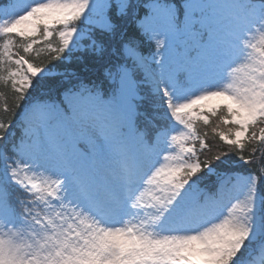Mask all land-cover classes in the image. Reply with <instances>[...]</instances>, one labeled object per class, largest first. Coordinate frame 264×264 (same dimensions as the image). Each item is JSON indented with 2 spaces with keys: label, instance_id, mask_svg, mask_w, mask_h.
Listing matches in <instances>:
<instances>
[{
  "label": "snow or ice",
  "instance_id": "6c2138e0",
  "mask_svg": "<svg viewBox=\"0 0 264 264\" xmlns=\"http://www.w3.org/2000/svg\"><path fill=\"white\" fill-rule=\"evenodd\" d=\"M0 38V264H264V0H0Z\"/></svg>",
  "mask_w": 264,
  "mask_h": 264
},
{
  "label": "trees",
  "instance_id": "16d2710c",
  "mask_svg": "<svg viewBox=\"0 0 264 264\" xmlns=\"http://www.w3.org/2000/svg\"><path fill=\"white\" fill-rule=\"evenodd\" d=\"M57 39H58L57 37L53 38V43L54 44L56 43ZM2 43H3V38H0V44H2ZM16 43H19V41L17 40ZM38 47H40V46H38ZM148 48H149V45H145V50L146 51H147ZM13 50L15 51V48H13ZM21 54H23V53H21ZM46 58H47V53L46 52L42 53V55L40 56V59L41 60H45ZM0 92L7 93L8 96H9V102L11 103V93L8 91V89H5V88H3V86H0ZM0 115H3L2 111H0ZM218 123H219V120H218L217 117L210 116V124L208 126H205L202 122H198L197 123V130L201 134H203L204 132H207L208 133L207 139H208L209 143L218 146L220 150L226 151L227 150V146L223 145L222 142L219 141L218 137H215V139H213V137H212L211 129L216 127V125ZM222 127L224 128V130H227V128L230 127V125H228V126H223L222 125ZM197 147H199L198 144H197ZM215 150H216V148H214L213 153H209V155L214 154ZM201 158L203 159L204 157L201 156ZM202 187H203V185H202Z\"/></svg>",
  "mask_w": 264,
  "mask_h": 264
}]
</instances>
